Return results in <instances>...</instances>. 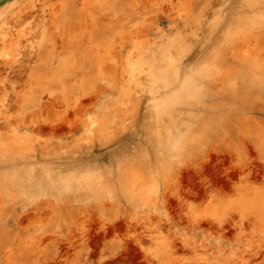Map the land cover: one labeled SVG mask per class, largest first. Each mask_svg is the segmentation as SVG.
Wrapping results in <instances>:
<instances>
[{
	"label": "rangeland",
	"instance_id": "obj_1",
	"mask_svg": "<svg viewBox=\"0 0 264 264\" xmlns=\"http://www.w3.org/2000/svg\"><path fill=\"white\" fill-rule=\"evenodd\" d=\"M0 264H264V0H0Z\"/></svg>",
	"mask_w": 264,
	"mask_h": 264
},
{
	"label": "bare ground",
	"instance_id": "obj_2",
	"mask_svg": "<svg viewBox=\"0 0 264 264\" xmlns=\"http://www.w3.org/2000/svg\"><path fill=\"white\" fill-rule=\"evenodd\" d=\"M6 66H7V65H6ZM13 70H14V69H13ZM13 70H12V71H13ZM14 72H15V71H14ZM8 80H9V79H8ZM78 104H79V103H78ZM77 106H78V105H77ZM74 109H75V108H74ZM76 111H77V110H76ZM33 115H34V114H33ZM199 197H200V196H199ZM199 197H198V198H199ZM204 201H205V200H204ZM162 221H163V220H162ZM202 225H203V224H202ZM240 225H241V224H240ZM232 228H233V227H232ZM220 236H221V235H220Z\"/></svg>",
	"mask_w": 264,
	"mask_h": 264
}]
</instances>
